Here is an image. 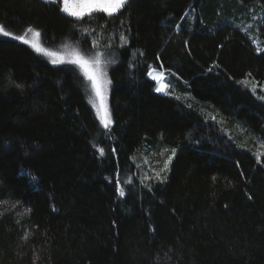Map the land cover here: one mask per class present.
<instances>
[{"label": "trees", "instance_id": "16d2710c", "mask_svg": "<svg viewBox=\"0 0 264 264\" xmlns=\"http://www.w3.org/2000/svg\"><path fill=\"white\" fill-rule=\"evenodd\" d=\"M226 2L131 0L113 18L77 19L59 0H0L9 32L31 27L50 49L117 58L105 129L77 65L0 36V264H264V166L253 156L264 102L241 83L264 85V51L227 22ZM152 67L177 73L194 100L157 92ZM233 125L242 135H226ZM159 136L177 150L163 182L142 181L131 158Z\"/></svg>", "mask_w": 264, "mask_h": 264}, {"label": "rangeland", "instance_id": "374dc122", "mask_svg": "<svg viewBox=\"0 0 264 264\" xmlns=\"http://www.w3.org/2000/svg\"><path fill=\"white\" fill-rule=\"evenodd\" d=\"M43 1H46V0H43ZM48 1L51 2V0H48ZM55 2H58V0H55ZM67 2L70 6V10H79V8L73 9L71 6L79 5L84 2H92V0H67ZM59 4H60L61 11L64 14L70 17H74L70 15L69 12H65L62 10L64 7V0H59ZM223 6L225 7L224 4ZM226 6L227 7L226 9H224V14L226 18L230 17L227 20V22H229L234 27H236L238 30H240L245 35V37L250 41V43L255 47L257 52H263L264 51V36L261 33L260 27H261V21L264 16V7L261 4V2L260 1L227 0ZM18 35L25 36V38L28 39L29 41H32L33 43L38 44L40 47L47 49L48 51L58 53L60 56L64 58V61H65L64 63H67V60L72 59V56L70 55L72 51L65 50L63 49L64 47H61L58 49H50L48 47H45L41 43L40 37L34 36L29 31L26 34H18ZM0 36L4 38L16 40L14 37L17 36V34L12 33V36L5 37L2 35V33H0ZM27 45L35 51V49L31 46V44H27ZM97 53H99L100 60L107 73L106 79L110 80L109 70L114 64L113 61H116L117 58L112 52H109V53L95 52L91 55H87L84 57L89 60L95 59ZM39 54H42V56L47 58V60L50 62L53 59V57L47 56L44 53H39ZM79 71L81 72L84 79L88 82V87L86 90L88 103L90 104L95 116L101 123L100 117L97 114V108L93 107V102H95L97 106H99V101L97 100V98L95 97L91 89V82L85 78L80 67H79ZM149 71L152 72V76H159L161 73H163V76L161 77L159 81L153 80L152 76L148 75ZM147 77L156 82V88L160 87L161 85L164 86V91H161L159 93L165 96L179 99L182 101L194 100L192 94L189 91L188 82L183 80L174 71L159 70V69L152 67L148 70ZM241 83L246 89H249L254 95H256L258 99H261V97H264V85L257 84L256 81L252 77L246 78L245 80L242 79ZM256 90H258L262 94H258L259 92H257ZM261 100L264 102V99H261ZM105 104L107 106L108 113L111 117V114H110V84L107 86ZM230 128L231 127H227L225 131L228 137H232L236 132H238L240 135H242L243 133L241 132V127L239 125H237V130H235L234 125H233L232 130ZM251 133L253 134V136H256V133L254 131ZM253 136H250V137H253ZM259 137L260 138L253 144V148H254L253 156L255 157L257 161L256 154L258 152L261 153L260 161L259 162L257 161V162L261 163L264 166V161H263L264 160V140L261 139L263 138L262 136H259ZM143 145L144 147H141L138 150V152L134 153V155L131 158L132 162L135 165L139 179L142 181H148V180L154 179L155 173L157 172H159L161 176L165 177L168 173V168H169L171 161L168 163V168L166 171L161 172V169L164 168V163L165 161L168 160L169 156H172L173 158L175 153L173 154L172 150L175 149V152H176L177 147L173 145L172 143L162 141L161 136H159V140L155 141V143L147 144V142L145 141ZM145 177H147V179H143Z\"/></svg>", "mask_w": 264, "mask_h": 264}, {"label": "snow or ice", "instance_id": "6c2138e0", "mask_svg": "<svg viewBox=\"0 0 264 264\" xmlns=\"http://www.w3.org/2000/svg\"><path fill=\"white\" fill-rule=\"evenodd\" d=\"M48 2V0H46ZM52 3H55V0H51ZM131 0H92V2H84L79 5L71 6L74 8H79V10H70V6L67 2V0H64V7L63 11L69 12L70 15L76 17L77 19L82 18L83 16L91 15L93 12H102L106 13L108 17L113 18L116 13L120 11V9L125 8L127 6H130ZM124 22L121 21V24ZM28 31L31 32L34 36H39L40 32L37 30L32 29L31 27L28 28ZM0 33H2L3 36L9 37L12 36V33L9 31H5L3 26H0ZM16 40L23 41L25 44H31V46L35 49L38 53H44L47 56L53 57L51 60V63L53 65L64 63V58L60 56L56 52L48 51L47 49H44L40 47L38 44L33 43L32 41H29L25 38L23 35H17L14 37ZM121 40H124L125 37L121 35ZM259 51V49H258ZM72 56V59L67 60L68 64L72 65H78L80 69L83 72V75L85 78L91 82V89L99 101V106L95 102H93V107L97 108V114L100 117L101 124L105 129H108L110 125L112 124V119L108 113L107 106L105 104V98H106V92H107V86L111 83L110 80L106 79L107 73L102 65V62L100 60V55L97 53L95 59H86L84 56L80 55L78 52L73 51L70 53ZM159 58V57H158ZM115 63V61H113ZM149 76H152V72L149 71ZM163 76V73H161L159 76H152L153 80L159 81L161 77ZM9 85L14 86L17 89H23L24 85L21 83H17L15 80L12 79V75L9 74ZM37 86V82H34L32 85H29V87H35ZM157 92L164 91V86L161 85L160 87L156 88ZM261 99H264V97H261ZM38 147V146H37ZM101 156L105 155V150L103 148L98 149ZM173 154L175 153V149L172 150ZM25 155H29L28 152H25ZM257 161H260L261 153L256 154ZM172 160V156L168 157V160L164 163V168L161 169V172H164L168 168V163ZM22 167V166H21ZM27 176L31 178V180L34 183H38L37 177L33 176L31 172H27ZM166 177L161 176L159 172L155 173L154 179L159 180L163 182V180ZM147 179V177L143 178ZM215 180V177L213 178ZM124 184H131V178L125 179L123 181ZM146 187L150 188V185H146ZM116 192L119 194V196L124 197L125 196V189L121 187V181H116ZM251 198V197H249ZM0 203H6V202H0ZM15 207V205H13ZM4 213H0V216H2ZM28 233H25V239H27Z\"/></svg>", "mask_w": 264, "mask_h": 264}]
</instances>
